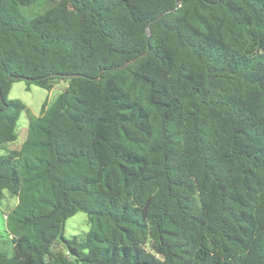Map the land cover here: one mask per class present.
<instances>
[{
	"label": "trees",
	"instance_id": "16d2710c",
	"mask_svg": "<svg viewBox=\"0 0 264 264\" xmlns=\"http://www.w3.org/2000/svg\"><path fill=\"white\" fill-rule=\"evenodd\" d=\"M175 6L0 0V144L14 81L66 82L0 155V264H264V0Z\"/></svg>",
	"mask_w": 264,
	"mask_h": 264
},
{
	"label": "rangeland",
	"instance_id": "374dc122",
	"mask_svg": "<svg viewBox=\"0 0 264 264\" xmlns=\"http://www.w3.org/2000/svg\"><path fill=\"white\" fill-rule=\"evenodd\" d=\"M66 86L64 81H56L51 89H44L35 84H27L24 80L14 81L11 85L8 97L19 99L26 105L16 124V139L0 144V155H4L12 150H20L21 144L26 138L28 121L30 118L40 114L42 103L46 101L47 106L52 103L58 94ZM4 197L0 201V251L6 256L13 255L12 235L7 229L6 214L17 202L15 196H11L7 191H3ZM88 228V219L83 212H77L66 219L63 236L71 238L80 236Z\"/></svg>",
	"mask_w": 264,
	"mask_h": 264
},
{
	"label": "water",
	"instance_id": "95a60500",
	"mask_svg": "<svg viewBox=\"0 0 264 264\" xmlns=\"http://www.w3.org/2000/svg\"><path fill=\"white\" fill-rule=\"evenodd\" d=\"M180 2H181V0H176V6H175V8L173 9V11H175V10L180 6ZM165 13H166V12L161 13L160 15H158V16H157L155 19H153V20L159 19V18H160L162 15H164ZM153 20H149V21L146 23V32H147V34H149L148 27H149L150 23H151ZM146 54H147V51H145L144 53L140 54V55L137 56V57H134V58L131 59V60L126 61L125 63H123V64H121V65L111 67L109 70H114V71L122 70V69L126 68L127 66H129L130 64L134 63V62H135L136 60H138L139 58L144 57ZM102 72H103V69L100 71V73H99V77L94 78V80H99ZM64 76H65V77H76V76H82V74H67V75H64ZM0 98H1V95H0Z\"/></svg>",
	"mask_w": 264,
	"mask_h": 264
}]
</instances>
